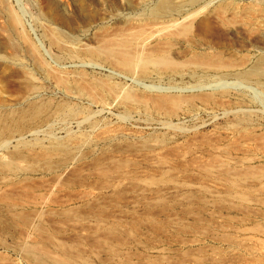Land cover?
<instances>
[{
  "label": "bare ground",
  "instance_id": "1",
  "mask_svg": "<svg viewBox=\"0 0 264 264\" xmlns=\"http://www.w3.org/2000/svg\"><path fill=\"white\" fill-rule=\"evenodd\" d=\"M149 1L136 0L135 5L131 4L127 10L134 13L140 8L144 9ZM112 2L116 7L125 5L124 0H112ZM155 2L152 8L143 11L140 18L124 22V25L113 33L93 36L86 43L75 42L62 36L58 31L45 28L44 39L71 63L77 65L72 70H59L37 60L43 73L62 95L61 103L68 104V101L76 100L85 102L89 106L99 107L101 112L113 107L121 108L126 112L151 113L164 119L166 126H170L173 119L181 120L196 111L227 113L230 111L227 110L228 107L235 105L231 104L232 98L228 93H220V91L215 93L217 90L199 91L187 95L167 92L150 94L118 82L120 78L182 76L181 67L190 68L189 71L193 72L190 75L196 78L230 74L239 81H255L264 92V84L259 82V79H264V5L247 6L240 10L224 2L213 10L214 19H196L203 8L195 10L194 7L198 5L195 0H156ZM49 6L55 8L57 5L49 2ZM0 9L8 14V26L12 29L18 28L20 23L17 16L5 7L3 0H0ZM227 15L229 19H225ZM207 22L227 25L228 29L233 31L232 34L254 40V43H258L256 48L262 51L263 56L257 58L256 62L241 59L245 62L238 65L221 59L215 53L211 54L209 47L196 46L192 43L193 40H189L191 39L189 36L192 30L200 31L199 28L202 27L200 25ZM173 47L184 51L185 55L181 61H175L170 57L169 52ZM31 51L33 52V49ZM219 53L221 52L217 54ZM16 59L12 55L8 58L0 56V60L12 64L18 62ZM231 76L229 77L232 78ZM35 94V91L27 92L17 100L10 101L9 105L0 108V152L3 153V156H0V235L10 238L13 242L12 246H5L0 242V264H48L47 260L35 254L34 249L43 248V243L55 246L59 241V234L64 232L63 221L76 215V211L69 208L71 200L61 199V195L77 187L86 189L77 196V200L95 197L92 206L87 204L86 218H94L97 221L110 220L114 223V227L100 230L98 225L85 226L84 223H72L68 228L77 230L79 234L72 240L70 246L79 248L82 252L87 248V253L97 259L105 256L100 260L106 263L118 261L132 264L129 261L132 256L121 251L125 247L136 245L137 248H142V253L137 257V264H191L190 259L189 262L187 259H176L175 254L183 256L184 253L186 256L194 250L193 247L201 251L203 241H211L215 238L212 231L216 227H211L209 224V220L212 221L213 217L210 216L208 220L202 215L208 211L206 210L208 204L200 198L197 191L201 188L200 183L179 187L177 183L172 182L166 188L153 191L149 189L147 192L152 194V201L144 196L145 189L135 187L130 189L121 185L126 178L133 179L140 176L138 172L124 170L125 167L135 166L130 164L131 157H140L139 163L156 162V156L151 154L154 145L144 141L137 144L126 143L98 155L95 151L100 144L109 143L117 136L130 137L121 128L108 129L98 122H90L87 125L90 131L83 137L49 139L45 145L23 143L24 137H34L53 120L59 117L69 119L75 112L62 107L53 112H48L49 108L43 106L37 108L32 102ZM237 103L236 105H239V102ZM239 111L241 112L240 109ZM86 119L88 118L84 121H89ZM82 121L80 119L75 125L83 124ZM230 126L224 134L216 132L209 138L197 136L191 138V136L189 137L191 139L184 144L180 143L178 146L176 144L174 147H167L164 144L158 149L163 150L161 153L163 157L177 160H185L187 154L194 150L206 149L207 158H192L188 162L189 166L192 165L197 171L207 175L243 179L249 174L248 172L241 173L239 169L221 163L215 155V152L228 155L231 150L237 152L252 146V137L249 134L231 136L238 129V125ZM46 135L48 137V134ZM258 137L262 139H259L258 143L262 144L264 134ZM254 139L252 142L256 143L258 139L255 141ZM12 143L15 145L11 147ZM261 147L264 149V143ZM259 159L264 161V150ZM176 167L180 166L176 165ZM36 177H40V181ZM92 177L95 182L91 181ZM105 190H112L114 199H103L102 193ZM167 190H175L183 203H173L171 208L159 207L160 199ZM127 191L140 195V198L134 200L137 204H145L146 211L143 218L134 217L132 213L126 215L118 206L112 214L104 211L112 201L117 200ZM184 203L186 205L181 212L185 218L179 219L176 215H171L169 211H174V206H184ZM232 208L243 210L248 216L264 217L260 215L256 204L246 206L244 209L235 206ZM161 216L165 217L164 221L159 220ZM190 216L194 217L192 220L200 221L201 229H196V225H192L193 222L186 225L188 223L186 217ZM130 226L132 227L130 232L134 233L133 244L124 241L115 233V228L120 227L125 230ZM139 226L155 233H165L164 230L169 229L175 230V233L171 235L172 242L165 241L162 244L143 242L139 238L141 236ZM183 234L195 236L185 240L181 238ZM59 244L65 248L60 241ZM55 264L71 263L67 260H57Z\"/></svg>",
  "mask_w": 264,
  "mask_h": 264
},
{
  "label": "rangeland",
  "instance_id": "2",
  "mask_svg": "<svg viewBox=\"0 0 264 264\" xmlns=\"http://www.w3.org/2000/svg\"><path fill=\"white\" fill-rule=\"evenodd\" d=\"M124 1L125 5L116 7L112 0H3L5 7L17 16L20 24L18 28L12 29L9 27L8 14L0 9V56L8 58L12 55L18 61L12 64L8 61L0 60V108L9 105L10 101L17 100L27 92L35 91L36 94L32 100L35 107L40 108L43 106L49 108L48 112H53L59 107L75 111L74 115L69 119L59 117L53 120L47 127L42 128L38 135L24 137L23 143L27 145H45L49 139L62 140L68 136L83 137L90 131L87 128L90 122H98L102 127L108 129L121 128L126 135H130L127 138L117 136L112 138L109 143L100 144L95 151L98 155H101L103 151L126 143L137 144L144 141L148 142V144H153L154 148L151 154L156 156V162L153 164L139 163L140 157L134 155L135 157H131L130 161L132 163L130 164H135V166L125 167L124 170L138 172L140 176L133 179L126 178L121 182V185L128 186L130 189L132 187L145 189L144 196L149 201H152V194L147 192L149 189L153 191L166 188L172 182L177 183L179 187L200 183L199 186L201 188L197 191L199 196H201L200 198L208 204V208H206L208 211L202 215L208 220L212 216L214 223L209 220V224L211 227H216L213 229L214 232L212 231L215 238L211 241H203L204 244L201 251L193 247L194 250H191L189 254L187 253L188 256L187 254L185 256L184 253L182 254L183 256L175 254L176 259H187L188 262L190 259L189 263L191 264H264V217L248 216L245 212L243 213V210L239 211L232 208L235 206L236 208L241 207L244 209L246 206L256 204L260 210V215L264 216V161L259 159L264 150L261 147L264 141L262 144L258 143L259 139H261L258 136L264 134V92L255 81H239L230 74L228 75L232 78L228 75L196 78L190 75L193 72L191 73L188 67H181L182 76H150L146 79L120 78L119 83L150 94L167 92L187 95L199 91L215 92L217 90L215 93H219L218 91L220 93H228L232 98L231 104H235L228 107L227 110L231 112L209 113L196 111L181 120L173 119L171 125L166 126L164 119L151 113L126 112L121 108L113 107L101 112L99 107L89 106L85 102L81 103L76 100L68 101V104L61 103L62 95L59 94L55 85L46 77L42 68L38 65V61L41 60L45 64L51 65L50 67L59 70H72L77 67L44 39L45 28L58 31L62 36L68 37L75 42L86 43L93 36L113 33L117 28H121L124 22L140 18L145 9L152 8L156 3V0H150L144 9L140 8L139 11L133 13L127 9L131 4L135 5L136 0ZM195 1L198 4L194 7L195 10L203 8L196 19H214L212 16L213 10L224 2L240 10L247 8V6L264 5L262 4L264 0ZM49 2H54L57 6L51 8ZM229 18V15L225 16V19ZM200 27V31L192 30L189 36L191 39L189 40H193L192 43L196 46L209 47L211 54L215 53V55L220 56L225 61H231L239 65L245 62L242 60L246 59L253 62L263 56L262 51L256 48L258 43H254V40L250 38L247 39V37L232 34L233 31L229 30L227 25L223 26L207 22V24H202ZM32 49L33 52L31 51ZM218 52H221L222 55L221 53L217 54ZM169 53L170 57L175 61H181V58L185 55L184 51L178 47H173ZM96 76L99 77L97 74ZM245 82L248 84H245ZM259 82L264 84V79H259ZM237 102H239V105H236L238 104ZM242 109L246 112L243 113ZM214 117H216L215 120ZM85 118H88L89 121H84ZM80 119L81 121L83 119V124H76V126L75 123L80 122ZM229 124L238 125V129L231 136L249 134L252 137V146L237 152L231 150L228 155H222L219 152H215V155H217V159L221 163L231 168L239 169L241 173L248 172L249 174L243 179H230L229 177H219L215 174L207 175L197 171L192 165L189 166L188 162L192 158L201 157L206 159V149L204 151H192L187 154L185 160L165 158L161 154L163 150L161 148L160 150L158 149L160 145L164 146V144L167 147H174L176 144L178 146L180 143L184 144L188 139L195 136L209 138L216 132H223L222 134H224L230 129L231 126ZM250 129L253 130L251 131ZM46 134H48V137ZM253 135L257 137L254 136V139ZM253 139L254 141L258 140L253 143ZM14 145L15 143H12L11 147ZM0 156H3L2 152H0ZM176 165L180 167H176ZM36 179L40 181V177H36ZM91 181L95 182L93 177ZM85 191L84 187H77L61 195V199L71 200L69 208L76 211L75 216L63 221L64 232L59 234L58 240L65 248L59 244V241L56 242L55 246L43 243V248L34 249L35 254L47 260L48 264H55L57 260H67L71 264H124L118 261L112 263L102 262L100 259L105 258V256L97 259L87 253V248L85 252H82L79 248L70 246L72 240L79 234L77 230L68 228V225L72 223H84L85 226L98 225L100 230L114 227V223L110 220L97 221L94 218H86L85 215L88 212L86 210L87 204L92 206L95 197L77 200V196ZM102 194L103 199H114L112 190H105ZM178 195L175 190H167L163 193L158 206L170 207L173 203H183ZM138 198H140L139 194L127 191L117 200L112 201L104 211L112 214L117 210L118 206L126 215L132 213L134 217L143 218L146 207L144 203H136L134 199ZM116 201L118 202L115 203ZM183 205L174 206V211L171 210L169 212H171V215H176L179 219L185 218L181 210L185 208L186 204L184 203ZM191 217H186V222H188L186 225L193 222L192 225H196V229H201L200 221L198 219L192 220L194 217ZM164 219V216L159 218L161 221H164ZM131 229V226L125 230L119 227L115 228V233L124 241L133 244L134 233L130 232ZM139 229L141 235L139 238L143 242L150 241L161 244L165 243V241L172 242L171 235L173 236L175 233V230L171 229L164 230L165 233L151 232L143 226H139ZM194 236L193 234H183L181 238L187 240ZM0 242L5 246L13 245L10 238L2 235H0ZM121 252L129 253L132 256L129 261L132 264H137V257L142 253V248L132 245L129 248L125 247ZM121 252L119 251L120 254H122Z\"/></svg>",
  "mask_w": 264,
  "mask_h": 264
}]
</instances>
